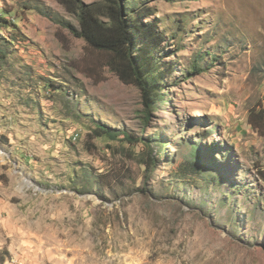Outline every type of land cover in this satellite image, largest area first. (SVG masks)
Segmentation results:
<instances>
[{"label": "rangeland", "instance_id": "rangeland-1", "mask_svg": "<svg viewBox=\"0 0 264 264\" xmlns=\"http://www.w3.org/2000/svg\"><path fill=\"white\" fill-rule=\"evenodd\" d=\"M128 1L147 114L57 0H0V264H264V0Z\"/></svg>", "mask_w": 264, "mask_h": 264}, {"label": "trees", "instance_id": "trees-1", "mask_svg": "<svg viewBox=\"0 0 264 264\" xmlns=\"http://www.w3.org/2000/svg\"><path fill=\"white\" fill-rule=\"evenodd\" d=\"M57 1L77 18V27L66 23L70 32L82 38L90 48L109 53V68L121 81L140 90L147 114L152 107L153 93L158 89L159 77L167 69L165 65H155L159 55L156 45L163 41L164 34L157 29L155 20H146L151 15L148 6L142 5L135 11L128 0ZM41 12L50 17L48 12ZM250 122L254 127L264 123V110L250 113ZM114 132V128L100 124L95 136H113Z\"/></svg>", "mask_w": 264, "mask_h": 264}, {"label": "built area", "instance_id": "built-area-1", "mask_svg": "<svg viewBox=\"0 0 264 264\" xmlns=\"http://www.w3.org/2000/svg\"><path fill=\"white\" fill-rule=\"evenodd\" d=\"M77 136V132L75 134H73V139H75Z\"/></svg>", "mask_w": 264, "mask_h": 264}]
</instances>
